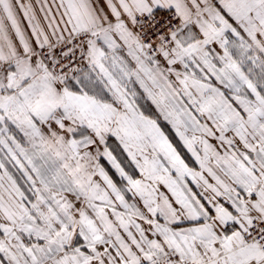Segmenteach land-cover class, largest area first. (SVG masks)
Returning a JSON list of instances; mask_svg holds the SVG:
<instances>
[{"label": "snow or ice", "instance_id": "snow-or-ice-1", "mask_svg": "<svg viewBox=\"0 0 264 264\" xmlns=\"http://www.w3.org/2000/svg\"><path fill=\"white\" fill-rule=\"evenodd\" d=\"M0 264H264V0H0Z\"/></svg>", "mask_w": 264, "mask_h": 264}]
</instances>
